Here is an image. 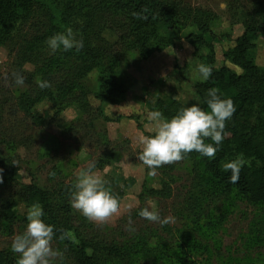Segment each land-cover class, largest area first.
<instances>
[{"label":"rangeland","instance_id":"obj_1","mask_svg":"<svg viewBox=\"0 0 264 264\" xmlns=\"http://www.w3.org/2000/svg\"><path fill=\"white\" fill-rule=\"evenodd\" d=\"M51 2L46 11L32 0L0 7V152L17 169L10 186L14 192L33 183L52 191L64 183L73 192L79 172L91 167L112 193L121 194L120 211L103 223L73 209L67 241L56 233L52 241L63 252L62 264H77L74 246L80 240L118 247L121 258L106 264H264V207L246 201L216 176L240 155L230 149L209 159L190 152L155 175H148L138 158L139 138L151 134L148 111L161 107L170 113L175 103L202 104L195 88L203 82L197 65L205 64L208 48L185 40L194 30L188 28L191 17L179 11L173 29L138 25L121 33L75 8L74 0ZM170 2L203 12L209 28L204 38L216 65L240 74L224 62L223 53L234 47L243 23L264 17V0ZM222 2L227 8L220 7ZM66 27L83 40V48L100 54L101 69L76 50L50 54L47 38ZM254 44V64L263 69L264 38ZM15 74L24 77L23 85L15 84ZM48 78L50 87L39 88L37 81ZM25 102L30 106L24 109ZM244 160L241 168L256 165ZM163 184L165 195L149 193ZM30 206L18 202L21 221L10 232L0 228V249L16 259L11 241L24 230ZM143 208L174 219L148 221L138 214Z\"/></svg>","mask_w":264,"mask_h":264},{"label":"trees","instance_id":"obj_2","mask_svg":"<svg viewBox=\"0 0 264 264\" xmlns=\"http://www.w3.org/2000/svg\"><path fill=\"white\" fill-rule=\"evenodd\" d=\"M26 1L0 0V7L18 6ZM32 1L44 11H46L45 7L51 9L53 7L51 0ZM74 2L75 8L90 12L99 23L104 21L103 26H111L110 28H115L118 32L127 27L134 29L138 25L146 28L161 25L169 30L174 28L173 21L179 11L191 17L188 28L194 30L188 31L184 38L196 48H208V54L204 57L205 64L212 68L210 78L195 86L197 93L202 97L200 107L207 110L204 100L207 90L212 87L218 88L223 97L231 98L236 107L231 119L225 121V138L218 151L219 157L221 158L232 149L236 154L251 159L256 164L250 169L241 168L240 178L236 183L229 182L230 171L218 172L216 176L226 188H233L246 201L264 207V68H258L253 61L254 43L257 38H264V17L259 16L243 23V31L234 39V47L223 53L225 63L232 64L241 70V73L237 74L226 64L216 65L214 52L204 38L209 31L208 23L199 9H180L177 3L174 4L170 0H74ZM79 54L93 67L101 69L100 54L85 48L80 49ZM50 80L51 78H48V81ZM50 99H52L51 96ZM27 104L30 106L29 102H25L24 109ZM183 107L175 103L170 113L161 107L157 110L169 118ZM16 172L14 161L0 152V228L10 232L12 226L21 221L17 215L18 202L25 205L38 202L45 213L44 221L53 225L55 233L58 236L63 235L66 242L67 232L71 228L72 216L70 215L72 214L70 213H73L70 203L71 186L60 183L58 188L49 191L30 183L21 185L19 190L13 192L10 184L16 182ZM166 191V186L163 184L161 190H150L149 193L163 196ZM114 195L118 199L121 197V194ZM74 247L77 264H103L105 260L116 261L121 258V252L116 246L106 247L101 243L80 240ZM16 260L12 253L0 249V264H16Z\"/></svg>","mask_w":264,"mask_h":264},{"label":"clouds","instance_id":"obj_3","mask_svg":"<svg viewBox=\"0 0 264 264\" xmlns=\"http://www.w3.org/2000/svg\"><path fill=\"white\" fill-rule=\"evenodd\" d=\"M221 8H227L222 2ZM50 54L56 51H79L83 48V40L78 39L71 27L62 32H56L46 40ZM197 72L202 81H207L212 68L206 64L197 65ZM15 84L23 85L24 77L15 74ZM39 88L50 87L47 80H38ZM204 103L207 110L193 103L181 108L175 115L166 118L159 110L147 112L150 122V135L139 138L141 151L139 160L148 169V175H155L162 165L182 161L190 152H196L201 157L215 158L225 138V121L230 120L236 111L231 98L223 97L216 87L209 88ZM211 141V142H206ZM245 164L242 155L225 162L226 171H230L229 182L239 180L241 167ZM107 181L91 170L82 169L74 182L71 193V207L86 219L103 223L120 211V202L109 188ZM151 222L160 224L171 222V216L161 217L157 210L143 208L138 213ZM45 213L37 202L26 212V226L16 234L11 241V251L17 253L16 264H62L63 252L52 247L55 236L54 226L44 221ZM131 230V229H130ZM63 239V235L56 237Z\"/></svg>","mask_w":264,"mask_h":264}]
</instances>
